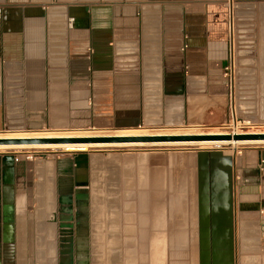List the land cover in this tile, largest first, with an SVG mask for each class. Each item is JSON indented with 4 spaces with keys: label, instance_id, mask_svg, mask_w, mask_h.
Masks as SVG:
<instances>
[{
    "label": "crops",
    "instance_id": "obj_1",
    "mask_svg": "<svg viewBox=\"0 0 264 264\" xmlns=\"http://www.w3.org/2000/svg\"><path fill=\"white\" fill-rule=\"evenodd\" d=\"M232 2L229 20L227 0H0V133L218 130L230 51L235 121L264 132V0ZM12 152L0 151V264H57L64 179L87 194L72 264H264V146L185 166Z\"/></svg>",
    "mask_w": 264,
    "mask_h": 264
},
{
    "label": "water",
    "instance_id": "obj_2",
    "mask_svg": "<svg viewBox=\"0 0 264 264\" xmlns=\"http://www.w3.org/2000/svg\"><path fill=\"white\" fill-rule=\"evenodd\" d=\"M140 128V126H136ZM248 133H251L250 131ZM243 141H264V134H222V135H177V136H110V137H93V138H23V139H0V145H40V144H94V143H201V142H243ZM220 147V146H218ZM67 158L59 160L60 166L65 164ZM64 182L61 188L60 204L61 207L52 209L51 221L53 225L58 227V241L60 245H53L55 249L58 247L57 264H72L74 256V227L82 226L86 218V201L87 194L78 191L72 192L73 187L79 188L85 184L78 179L74 182L70 179L61 180ZM73 197L75 198V206L73 207ZM74 221L76 223H74ZM60 249V250H59ZM57 254H52L54 262ZM78 260L80 258L78 257ZM82 262V261H81ZM82 264V263H81Z\"/></svg>",
    "mask_w": 264,
    "mask_h": 264
},
{
    "label": "rangeland",
    "instance_id": "obj_3",
    "mask_svg": "<svg viewBox=\"0 0 264 264\" xmlns=\"http://www.w3.org/2000/svg\"><path fill=\"white\" fill-rule=\"evenodd\" d=\"M132 129H143V128H132ZM145 129V128H144ZM146 130V129H145ZM150 130V129H147ZM152 131H155V129H151ZM255 130H257L256 128H253L251 130H249L252 133H256V134H264V132H256ZM69 132L68 135H78L79 136H90L94 134L98 135L100 132L101 134L99 135H113L116 134L120 131H95V130H91V129H74V130H68ZM71 131H74L72 133H70ZM170 133H164L162 134V132H146L144 131V133H148L149 135H165V134H172L171 132L175 133H191V135H199V134H209V133H216V134H226L227 131L218 129V130H214V131H189V130H167ZM247 131V130H246ZM80 132V133H79ZM86 132V133H85ZM92 132V133H90ZM95 132V133H94ZM110 132V133H109ZM114 132V133H113ZM142 132V131H141ZM194 132V133H193ZM9 133V132H7ZM16 134H21V135H30V134H25L24 132H15ZM43 135L44 134H53L56 135L58 133H44L42 132ZM42 133H40L42 135ZM66 133H61L60 135H67ZM88 133V134H87ZM112 133V134H111ZM160 133V134H158ZM80 134H84V135H80ZM59 135V134H58ZM190 135V134H189ZM220 146V147H218ZM255 146H264L262 144H228V143H223V144H219V145H182V146H176V147H158V148H153V147H143V148H94V149H86V150H75V151H51V150H47L41 153H47L46 154V158H48V160L50 159H54V158H68L70 156H74L75 154H79V153H91V154H97L99 151L100 153H102L104 156H114V159L116 162H120L122 164V160L123 158H133L135 160L136 159H140L142 160V162L146 165L150 166V163L154 161L155 157H159V160L161 158L163 163H179V166H185L188 164V162L191 160L189 159V156H195L196 152H200V151H205V152H217V153H227L228 155L230 153L233 152H238L241 151L244 148H248V147H255ZM205 147V148H204ZM208 147V148H207ZM97 149V150H96ZM115 149V150H114ZM34 150H30V152H33ZM103 151V152H102ZM62 153V154H61ZM45 159V158H44ZM39 160V159H37ZM120 164V165H121Z\"/></svg>",
    "mask_w": 264,
    "mask_h": 264
},
{
    "label": "bare ground",
    "instance_id": "obj_4",
    "mask_svg": "<svg viewBox=\"0 0 264 264\" xmlns=\"http://www.w3.org/2000/svg\"><path fill=\"white\" fill-rule=\"evenodd\" d=\"M246 131V130H245ZM74 131H71L72 133ZM77 132V131H76ZM73 133V134H76ZM66 133V132H64ZM78 133V132H77ZM80 133V132H79ZM86 133V132H85ZM92 133V132H90ZM95 133V132H94ZM101 134L100 132H98ZM110 133V132H109ZM114 133V132H113ZM151 133V132H150ZM169 133V132H168ZM59 134V135H58ZM56 135L53 134H30V135H21V134H8V133H0V139H25V138H93V137H110V136H121V137H127V136H177V135H191V133H172V134H165V135H149L148 133H144V131H120L113 135H91L90 136H79L78 135H60L61 133H58ZM88 134V133H87ZM112 134V133H111ZM160 134V133H158ZM163 134V133H162ZM84 135V134H80ZM198 135V134H197ZM199 135H213V134H199ZM222 135V134H217ZM223 143L228 144H262L264 145V141H243V142H201V143H94V144H40V145H0V151H27L30 152V150H34V153H41L47 150L51 151H75V150H86V149H94V148H143V147H176V146H182V145H219ZM205 148V147H204ZM208 148V147H207ZM159 149V148H158ZM97 150V149H96ZM115 150V149H114Z\"/></svg>",
    "mask_w": 264,
    "mask_h": 264
},
{
    "label": "built area",
    "instance_id": "obj_5",
    "mask_svg": "<svg viewBox=\"0 0 264 264\" xmlns=\"http://www.w3.org/2000/svg\"><path fill=\"white\" fill-rule=\"evenodd\" d=\"M227 4H228V15H229V20L230 18H232L233 15V9H234V4L232 2V0H227ZM230 22V21H229ZM231 23V22H230ZM230 23H229V29L230 27ZM228 65L227 67L224 69V76L226 77L227 81H228V109H229V116H230V123L226 126H223L222 128H220L221 130L227 131L226 134H256V133H248L249 130L253 129L252 126L247 122V123H238L235 121V110H234V79H233V52L230 51V53H228ZM247 130V131H245ZM14 154V161L18 162L20 158H23L25 161H34V160H41L46 158V154L47 153H32V152H27V151H20V152H16L13 151L12 152ZM62 154V153H61ZM236 152L230 153V159L233 161V158L235 157Z\"/></svg>",
    "mask_w": 264,
    "mask_h": 264
}]
</instances>
